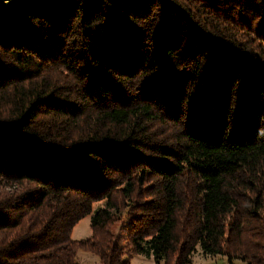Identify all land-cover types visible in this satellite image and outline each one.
I'll use <instances>...</instances> for the list:
<instances>
[{"label": "trees", "instance_id": "obj_1", "mask_svg": "<svg viewBox=\"0 0 264 264\" xmlns=\"http://www.w3.org/2000/svg\"><path fill=\"white\" fill-rule=\"evenodd\" d=\"M197 246L264 264V0H0V264Z\"/></svg>", "mask_w": 264, "mask_h": 264}, {"label": "rangeland", "instance_id": "obj_2", "mask_svg": "<svg viewBox=\"0 0 264 264\" xmlns=\"http://www.w3.org/2000/svg\"><path fill=\"white\" fill-rule=\"evenodd\" d=\"M97 204V203H96ZM90 228V215L81 217L73 226L71 236L73 238H82L89 235ZM118 233L123 234L118 230ZM77 259L81 264H101L98 256L88 250L79 249L77 251ZM131 264H173L171 259L156 261L152 256L143 254H133L130 259ZM188 264H245L244 261L238 258H233L231 261L225 254L205 255L199 246L193 252L190 262Z\"/></svg>", "mask_w": 264, "mask_h": 264}]
</instances>
